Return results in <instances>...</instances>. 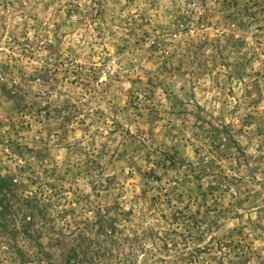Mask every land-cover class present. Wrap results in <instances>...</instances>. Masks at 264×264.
Wrapping results in <instances>:
<instances>
[{
    "label": "clouds",
    "instance_id": "clouds-1",
    "mask_svg": "<svg viewBox=\"0 0 264 264\" xmlns=\"http://www.w3.org/2000/svg\"><path fill=\"white\" fill-rule=\"evenodd\" d=\"M222 4L0 0V83L38 95L42 106L65 101L74 106L70 123H64L68 113L38 122L34 113L17 115L11 102L0 100L5 125L0 129V166L13 173L27 169L26 195L50 205L53 225L67 236L96 225L90 234L95 241L92 264H236V253L219 242L241 230L246 239H235L247 246V264H264V163H255L264 157V135H258L264 128V99L253 109L247 103L256 93L245 96L252 81L264 95V31L226 24ZM237 40L242 47L233 46ZM196 44L205 45L199 57L188 52ZM238 66H243L240 77L234 72ZM45 71L47 85L29 79ZM176 102L186 111L178 114ZM249 113L256 120L244 124ZM61 124L68 129L63 139ZM201 125L230 127L251 157L247 168H217L241 182L239 191L230 187L207 200L196 191L189 167L199 168L205 151L219 164ZM9 141L46 151L47 158L20 159ZM162 147L183 155L179 172L165 176L159 170L150 153ZM89 160L100 168L87 170ZM149 172L160 175V181L146 183ZM185 178L192 183L185 185ZM199 183L201 190L216 186L211 177ZM176 195H182V202ZM169 199L171 205L165 203ZM185 207L186 215L199 211L198 232L172 222L173 214ZM237 215L242 218L235 219ZM101 218L113 222L115 234L109 229L96 235ZM11 243H0V264H19ZM15 246L21 248L19 241Z\"/></svg>",
    "mask_w": 264,
    "mask_h": 264
},
{
    "label": "rangeland",
    "instance_id": "rangeland-1",
    "mask_svg": "<svg viewBox=\"0 0 264 264\" xmlns=\"http://www.w3.org/2000/svg\"><path fill=\"white\" fill-rule=\"evenodd\" d=\"M223 10L227 13L225 16V23L226 24H235L238 29L247 31L249 28L253 27L254 25L257 26V31H264V24H262V21H264V0H223L222 4ZM204 44H196L193 45L192 48L188 49V52L193 57H199L202 55V49L204 48ZM234 47H242L243 42L240 40H237ZM222 53V49L220 50ZM219 54V53H218ZM221 59H223L221 55ZM4 72H7V69H4ZM235 75L237 77H240L243 75V66H238L235 70ZM2 75V73H0ZM259 73H257V76ZM30 80L34 81L35 79H39L41 81L42 85H47L50 80V76L47 71L43 73H39L34 77H30ZM231 79V77H229ZM152 82L149 81V84ZM246 88H250V90L245 92L246 97H251L253 92L256 93L257 98L255 100H251L249 103H247V108H255L257 105L261 103V100L264 99V95H261V87L257 81H252L250 85H246ZM231 94V93H230ZM41 98L38 95H33L32 93L25 91L22 88H19L17 85H13L12 88H9L7 84L0 83V100H3L5 103L11 102L13 105V111L17 113V115L23 116L25 114H35V116L38 118L42 117L44 121L52 120V119H58L62 116L64 113H68V115H64V123H70L71 120V114L70 109L74 106L70 105L68 101H65L62 106H56L54 107L52 104H48L46 106H42L39 103V100ZM175 107L177 109L178 114H182L184 111V106L180 102H176ZM195 118L197 121H201L202 117L199 115V113H195ZM256 120V118L252 114H248L244 117L243 123L249 124ZM5 127L2 120H0V129ZM60 129L62 130V136L61 138H65L68 135V129L64 127V124L60 125ZM142 134V133H139ZM151 135V133H149ZM201 134L204 136V138L208 141V143L211 145L212 155L215 156V160L219 161V164L214 163L213 160L209 159V153L208 151H205L204 154L201 157V163L199 168H191L189 167V170L192 174L193 181L196 182V191L199 192L200 196L207 200L208 195L214 194L216 192H227L230 187H236L239 191L241 182L235 180V178L229 180L227 177L223 175L222 172H217V168L222 167H244L247 168L249 165V161L251 160V157H246L244 152L241 150L239 145L236 143V141L233 139V131L230 127H214V128H204L203 125H201ZM236 135H239V133H235ZM258 135H264V128H261L258 132ZM0 143H2V140H0ZM8 147L13 152V154L20 157V159H24L26 156L29 158L34 157L36 161L42 162L47 158V152L46 151H32L30 149H27L25 146H22L20 144H17L13 141H9ZM77 152L82 151V149H76ZM87 156V153L84 154ZM127 153H123L119 158L123 159ZM150 155L154 158L155 162L158 165V168L161 172L167 175L170 171H176L179 172L181 168L185 165L184 157L181 153L177 152L175 149L162 147L159 149H156L154 152L150 153ZM242 160V165H241ZM255 163L257 166L259 164L264 163V157L258 158ZM100 168V165L93 160H89L86 163V169L91 170H97ZM257 168H253L250 170L251 172L257 171ZM27 169H18L16 173H13L11 171L6 170L2 166H0V177L4 178H11L13 180V183L16 184V187L18 189V192L23 195L24 197H35L36 196H29L26 195V193L29 191V187L27 184L24 183V175L23 173L26 172ZM52 176H56V172H52ZM204 177H211L212 180L216 182V186L212 187L210 186L206 190H201L200 181L203 180ZM60 180H63V177H59ZM145 182L146 183H152L153 181L159 182L161 179V176L158 175L155 172H149L145 174ZM30 183L35 184V180H31ZM111 183V181H109ZM192 183V181H189L187 178H185L184 184L188 185ZM188 191L191 192L192 189L188 188ZM167 195V194H166ZM177 201L182 202V195H176L174 197ZM40 200V199H39ZM41 202V200H40ZM156 202L155 200L153 201ZM165 203L171 205V199L166 200ZM49 208L50 205L46 204V211L44 214V218H36L37 224L41 227L49 226L54 227V231H58V238L61 239V245L60 246H53L51 249H47L50 254H52V257L56 260H60V255H66L71 248L70 245H73V249L77 252L78 260H80L79 264H92L91 257L93 256V244L94 240L91 238L90 234L93 232V229L96 228V225H86L83 230L79 231L78 235H74L72 237L67 236L62 231H59L55 225H53L50 216H49ZM188 209L185 207L183 211L177 210L176 213L172 216V222H180L189 227L190 229L198 232V225L201 223L200 220L197 219L199 217L200 213L197 211L195 215H186ZM264 211V209H262ZM67 215V213H65ZM62 218V217H61ZM235 219H241L242 217L237 215L234 217ZM2 220H0L1 222ZM98 224L102 225L105 230H111L113 234H115V228L113 227L112 221H106L103 218L100 219ZM108 225L112 226V229L109 228ZM259 227V225L257 226ZM11 228V225H9V228L0 226V243H6L7 239H10L9 230ZM105 232H96V235H103ZM241 238L246 239V237H243L242 230L239 232L231 233L228 237L221 240L219 242V245L222 246L225 249L230 250L231 252L236 253V264H247L248 260V251L247 246L243 245L242 243H238L235 238ZM197 239L200 237L197 236ZM70 239V241H74L72 244L67 242ZM48 241V237L44 236L41 239L42 244H46ZM21 244V248L25 247L27 245V241L23 242L19 241ZM25 245V246H24ZM80 245V246H79ZM23 249V248H22ZM219 250V248H218ZM205 251H207L205 249ZM200 250H196V254L199 255ZM95 255H99L98 252L95 253ZM191 255V254H190ZM191 264V261L189 262Z\"/></svg>",
    "mask_w": 264,
    "mask_h": 264
},
{
    "label": "trees",
    "instance_id": "trees-1",
    "mask_svg": "<svg viewBox=\"0 0 264 264\" xmlns=\"http://www.w3.org/2000/svg\"><path fill=\"white\" fill-rule=\"evenodd\" d=\"M46 204L35 197H24L18 192L16 184L11 178L0 177V226L11 228L9 230L11 249L15 251L19 264H79L78 255L73 245L66 255L61 254L60 260L54 259L47 249L60 246L61 239L54 227H41L36 218H44ZM112 229L111 225H108ZM98 231L106 230L99 224ZM46 236L48 241L42 244L41 239ZM27 241V245L16 248L17 241ZM68 240V239H67ZM72 244L74 241H67ZM80 246V245H79ZM29 250H31L29 252Z\"/></svg>",
    "mask_w": 264,
    "mask_h": 264
}]
</instances>
